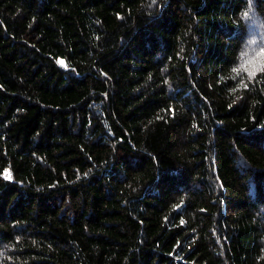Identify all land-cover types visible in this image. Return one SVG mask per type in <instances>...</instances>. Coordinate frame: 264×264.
Segmentation results:
<instances>
[{
  "label": "trees",
  "instance_id": "16d2710c",
  "mask_svg": "<svg viewBox=\"0 0 264 264\" xmlns=\"http://www.w3.org/2000/svg\"><path fill=\"white\" fill-rule=\"evenodd\" d=\"M0 264H264V0H0Z\"/></svg>",
  "mask_w": 264,
  "mask_h": 264
},
{
  "label": "snow or ice",
  "instance_id": "6c2138e0",
  "mask_svg": "<svg viewBox=\"0 0 264 264\" xmlns=\"http://www.w3.org/2000/svg\"><path fill=\"white\" fill-rule=\"evenodd\" d=\"M250 76L254 75V73H249ZM5 178H8L7 176Z\"/></svg>",
  "mask_w": 264,
  "mask_h": 264
}]
</instances>
